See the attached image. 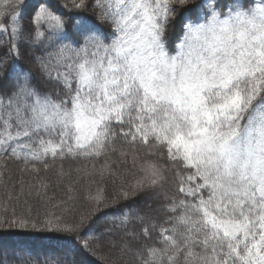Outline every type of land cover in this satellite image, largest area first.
Segmentation results:
<instances>
[{
    "label": "snow or ice",
    "instance_id": "snow-or-ice-1",
    "mask_svg": "<svg viewBox=\"0 0 264 264\" xmlns=\"http://www.w3.org/2000/svg\"><path fill=\"white\" fill-rule=\"evenodd\" d=\"M0 4V78L11 83L0 92V157L38 175L36 165L47 170L49 157L107 156L118 138L162 146L188 171L177 173L183 198L171 200L161 225L137 210L112 217L123 233L120 250L137 264H264V0H92L94 16L89 0ZM174 21L181 37L171 54L166 33ZM24 50L63 94L40 89ZM106 171L108 163L101 180ZM164 171L146 162L118 198L159 188ZM26 187L31 194L35 186L22 181L21 194ZM46 188L41 183L37 194ZM87 200L92 207L71 221L13 210L0 218V229L63 234L74 250L94 256L93 244L114 230L82 233L116 200L100 187ZM135 222L138 233L129 231ZM153 232L155 243L141 241Z\"/></svg>",
    "mask_w": 264,
    "mask_h": 264
},
{
    "label": "trees",
    "instance_id": "trees-1",
    "mask_svg": "<svg viewBox=\"0 0 264 264\" xmlns=\"http://www.w3.org/2000/svg\"><path fill=\"white\" fill-rule=\"evenodd\" d=\"M32 2L34 3L35 0ZM221 2L228 3L229 0H221ZM0 9H3L2 4H0ZM87 14L90 16L96 14V10L92 7V0H89ZM66 15L70 14L66 13ZM28 19L29 17L25 15V23ZM3 23L8 24L9 20L4 18ZM70 27L71 25H69ZM180 37L179 25L174 21L166 33L167 47L171 54L175 52V46ZM4 51L0 48V56H3ZM24 51V64L26 67L32 68L36 74V82L40 89L53 93L60 91L63 94L59 85L49 83L40 77L27 50ZM10 89L11 83L5 78H0V92H8ZM115 149L107 156L97 158L66 157L53 160L49 157L47 170L43 168L42 164L36 165L41 169L38 175L22 171L25 167L22 161L11 159L7 155L0 157V165L6 162V167H0V173H3L0 177V218H10L13 210L17 214H27L30 210L33 216L37 214L43 216L46 212H54L58 216H63L65 220L71 221L92 207L87 200V195L90 191L94 192L97 187L103 188L104 195L109 201L116 200V203H110L108 207L101 208L99 212L95 213L89 229H85L82 233L87 236H99L105 229L114 230V235L105 234L98 243L93 244V248L96 250L94 256L81 254L74 250L72 244L66 239L60 238L63 234L5 227L0 229V264H74V262L80 264L81 261L86 264H114V262L115 264H131L127 263L128 260L137 264L131 252L124 251L122 253L121 251L122 257H119L108 248V245H111L110 241H116V247L120 249V237L123 235L116 230L112 217L118 216L125 210H137L146 222H154L157 225L164 224L170 215L166 211L167 205L173 198H183L177 190V173L187 175L188 171L182 169L179 164L170 162L167 150L162 146L132 145L126 143L123 138H118L115 142ZM121 152L128 155L122 157ZM146 162L161 165L165 169L166 180L159 188L146 187L141 193L136 192L138 195L135 194L128 199H119L118 193L121 189L127 191L129 186L134 185L135 181L141 177V166ZM106 163L111 165L112 172L109 174L106 171L101 180L99 171ZM22 181L25 186H35L32 188L31 194L28 193L27 187L24 194H21ZM41 183L46 184L47 188L46 191H41L38 195L37 189ZM158 192L157 197L151 198ZM69 196L72 199H69ZM149 199L151 201L147 204L146 201ZM141 227L139 222H135L130 226L129 231L138 233ZM152 237L151 240L141 237V241L148 244L155 243V232L152 233ZM102 250L103 253L100 252Z\"/></svg>",
    "mask_w": 264,
    "mask_h": 264
},
{
    "label": "rangeland",
    "instance_id": "rangeland-1",
    "mask_svg": "<svg viewBox=\"0 0 264 264\" xmlns=\"http://www.w3.org/2000/svg\"><path fill=\"white\" fill-rule=\"evenodd\" d=\"M256 2H259V0H256ZM179 42V41H178ZM175 53V52H174ZM173 53V54H174ZM143 190H140V191H137V192H139V193H141ZM136 195H138V193H136ZM157 195H159V192L158 193H156V194H153L152 195V197L151 198H155V197H157ZM149 201H151V199H149V200H147L146 201V203L147 204H149L150 202ZM141 216V215H140ZM30 230H32V229H30ZM103 250H104V248L103 247H101ZM108 248L110 249V250H113L114 251V254H116L117 256H119V257H122V253H121V250L119 249V247L117 248V247H113L112 245H108ZM103 250L102 251H100V252H102L103 253ZM131 263V264H134L133 262H132V260H128V262L127 263Z\"/></svg>",
    "mask_w": 264,
    "mask_h": 264
}]
</instances>
